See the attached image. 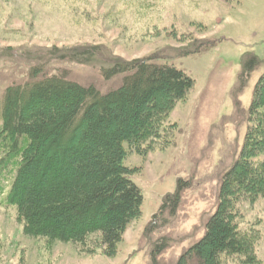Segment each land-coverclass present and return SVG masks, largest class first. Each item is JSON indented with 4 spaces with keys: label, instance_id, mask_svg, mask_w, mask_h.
<instances>
[{
    "label": "rangeland",
    "instance_id": "rangeland-1",
    "mask_svg": "<svg viewBox=\"0 0 264 264\" xmlns=\"http://www.w3.org/2000/svg\"><path fill=\"white\" fill-rule=\"evenodd\" d=\"M78 46L100 53L80 63L50 52ZM149 56L184 71L194 86L152 147L126 145L125 165L143 203L117 252L105 253L98 235L86 249L26 235L16 207L5 200L19 157L9 156L0 138V264H177L216 210L222 175L239 156L264 74V0H0V106L5 88L27 78L32 66L67 69L73 80L106 92L121 84L103 74L110 59ZM251 57L260 63L249 68ZM181 183L176 213L154 219ZM238 208L239 229L255 235L254 264H264V197L242 200ZM164 238L169 245L156 254ZM244 259L229 255L222 264Z\"/></svg>",
    "mask_w": 264,
    "mask_h": 264
},
{
    "label": "trees",
    "instance_id": "trees-1",
    "mask_svg": "<svg viewBox=\"0 0 264 264\" xmlns=\"http://www.w3.org/2000/svg\"><path fill=\"white\" fill-rule=\"evenodd\" d=\"M50 52L55 59L80 63L94 62L100 53L95 46ZM259 63L251 57L248 65ZM108 65L104 76L120 78L121 84L106 92L73 80L67 69L30 67L27 78L4 90L0 138L8 143L9 156L19 157L5 200L16 207L24 233L85 249L98 235V243L111 256L127 227L141 215L143 203L141 189L131 179L133 169L125 165L126 145L145 151L161 139L170 111L186 98L194 80L156 56L118 57ZM263 105L264 74L254 90L251 126L239 156L222 175L216 210L204 235L177 264H222L229 255H244V264L256 263L255 235L240 230L237 218L242 200L264 197ZM181 185L164 197L154 219L176 213ZM161 240L156 254L169 245L166 238Z\"/></svg>",
    "mask_w": 264,
    "mask_h": 264
}]
</instances>
